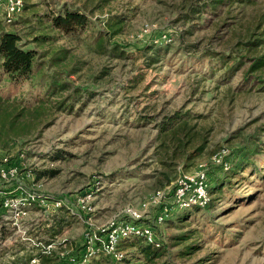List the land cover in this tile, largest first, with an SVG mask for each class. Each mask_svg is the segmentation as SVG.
I'll return each mask as SVG.
<instances>
[{
  "label": "rangeland",
  "instance_id": "1",
  "mask_svg": "<svg viewBox=\"0 0 264 264\" xmlns=\"http://www.w3.org/2000/svg\"><path fill=\"white\" fill-rule=\"evenodd\" d=\"M26 1L30 6L22 14L28 18L33 12L51 11L64 0ZM66 1L79 5L83 0ZM188 1L86 0L96 8L89 14L90 23L77 36L58 32L52 44L37 43L32 34L25 37L30 41L28 46L46 51L42 58L45 61L54 50L70 48L66 71L73 67L77 70L66 79L73 86L87 87L93 94L89 98L85 93L81 95L82 106L74 101L71 108L43 113L41 119H50L48 123L30 137L11 142L7 151H0V159L15 158L25 151L20 166L31 168L34 177L26 179V185L63 199L62 207L74 214L70 224L53 235L52 223L58 217V208L45 211L33 207L16 226L8 213L0 212V264H28L31 256L40 251L37 242H52L56 252L44 264H66L71 257L79 258L84 253L85 233H96L111 218L123 215L127 207L142 210L144 217L152 219L162 206H171L172 184L165 186V195L155 194L164 188H159V181L166 173L160 171L168 168H161L154 153L155 120L139 118L147 102L138 95L145 86L146 91L156 90V108L164 106V114L176 109L189 111L199 131L198 139L206 140L203 151L193 159L180 160L172 174L175 179L183 173L205 169L209 203L167 212L155 226L157 238L168 251L160 258L167 257L172 264H264V179H258L252 170L243 173L245 178L240 182L233 177L232 184L222 188L221 194L214 190L229 171L227 165L248 150L253 140L260 151L253 161L263 169L264 89L238 87V78L226 81L211 79L209 74L203 76L208 73L209 60L201 58L200 53L193 58L184 51V27L177 20L182 5ZM255 7L244 11L237 8L230 13L224 10L220 17H211L185 39L198 41L205 51H226L253 24ZM116 13L125 14L126 19L123 30L111 35L107 26ZM43 21L47 25L46 18ZM30 22L13 25L0 18V29L25 32L37 23L33 19ZM45 31L57 32L50 28ZM105 31L104 45L124 49L132 53L130 57L99 51V32ZM150 43L160 45V49L167 45V49L160 52L157 61L143 68L146 56L141 55V48ZM139 72H144L142 82L126 91L128 78ZM27 86L19 85V91H26ZM215 154L221 162L213 160ZM148 220L146 216L144 221ZM186 235L189 236L183 239ZM133 240L121 242L123 259L134 258ZM103 254L98 253L86 264H96L101 258L102 264L110 263L109 256ZM123 259L117 261L121 263Z\"/></svg>",
  "mask_w": 264,
  "mask_h": 264
},
{
  "label": "trees",
  "instance_id": "2",
  "mask_svg": "<svg viewBox=\"0 0 264 264\" xmlns=\"http://www.w3.org/2000/svg\"><path fill=\"white\" fill-rule=\"evenodd\" d=\"M24 1L22 12L9 24L28 23L32 19L37 23L32 27L28 26L29 29H26L25 32L13 28L0 29V151L3 152L7 151L11 142L30 137L35 134L38 128L48 123L50 119H41L43 113H47L48 110L61 111L71 108L74 101L77 104L79 102L82 106L81 95L85 93L89 98L93 94L87 87L73 86L66 79V75L75 73L77 70V67H73L66 71L70 48L54 50L50 58L45 61L42 58L46 55V51L39 52L36 48L28 46L30 41H27L25 37L32 34L35 42L52 44L57 40L58 32L69 37L77 36L90 23L89 14L96 7L89 6L86 0H83L79 5L64 0L58 4L57 8H51V11L41 14L33 12L30 13L31 17L27 18L22 13L30 5L28 6L26 0ZM252 5H256L252 14L253 24L248 26L226 51L215 52L209 49L205 51L201 49L198 41L185 39V36L191 35L197 29L205 26V21L210 20L211 17H220L224 10L228 13L237 8L244 11ZM204 13L209 15H203ZM124 15L116 13L110 17L107 26L108 33L115 35L123 30L126 19ZM44 18L47 20V25H45L46 21H43ZM177 20L184 27L181 32L184 51L193 55V58H196V54L200 53L201 58L209 60L208 73L204 74V77L209 74L211 79L218 77L226 81L238 78V87L264 89V0H190L182 5ZM47 28L53 31L57 30L54 33L56 35L45 31ZM106 34V31L99 32L101 41L98 43V48L100 52L111 56L130 57L132 53L124 49L105 46ZM159 46L150 43L141 48V55L146 56L143 68H148L157 61L160 52L167 49V45H163V49H160ZM143 79L144 72L131 75L124 89L129 91L135 88ZM24 83L28 84L27 90L19 91V85ZM147 88L145 86L139 91L138 96H143V100H138L147 102L141 107L139 118L155 120L157 143L154 153L161 168H168L166 172L160 171V173H166V176L159 181V188H165L166 185L172 184L173 186L170 188L172 193L175 180L179 176L174 179L175 175L172 174V170H175V166L180 160H189L198 156L203 151L206 140L204 137L202 140L198 139L199 131L195 129L196 123L191 121L192 114L189 111L176 109L171 113L164 114V106L156 108L157 104L154 101L156 90L146 91ZM35 92H39V94L35 95ZM257 143L253 140L248 150L239 153L236 159L227 165L229 171L220 178V182L216 183L217 187L214 189L218 190V194H221L222 188L232 184L233 177L237 176L238 182H240L245 178L243 173L248 171L253 170V174L258 179H264V159L260 158L263 161V169H259V166L253 161L256 153L260 152ZM247 161H249V165L246 166ZM217 166L222 170L226 169L223 164ZM245 166L247 170H245ZM238 168L242 169L238 171ZM208 191H210L209 188ZM62 208H58V217L52 223L53 235L61 233L70 224L74 215ZM68 212L71 215H68ZM187 236L189 235L182 238L186 239ZM157 239L160 243L158 246L147 243L142 238L133 240L131 244L136 248L133 260L123 259V257V261L119 263L109 256L110 263L108 264H124L123 262L126 264H172L166 259L167 257L160 258L168 251L164 245L162 246L160 239ZM54 253H56L54 249H51L48 253L38 251L33 255L39 258L38 264H44L51 261ZM102 260V258L99 259L96 264H102Z\"/></svg>",
  "mask_w": 264,
  "mask_h": 264
},
{
  "label": "built area",
  "instance_id": "3",
  "mask_svg": "<svg viewBox=\"0 0 264 264\" xmlns=\"http://www.w3.org/2000/svg\"><path fill=\"white\" fill-rule=\"evenodd\" d=\"M24 4V0H0L2 21L6 24L11 23L22 12ZM24 154L25 151H20L15 158L4 156L0 160V212L8 213L15 226L33 207L37 206L48 211L64 205L63 199L46 195L26 185L24 181L26 179L31 181L34 177L31 168L20 166V160L24 158ZM216 155H213V160L221 162L219 158L216 159ZM166 191L165 187L157 190L155 194L161 197ZM171 198V206H162L159 213L152 219L151 216L146 215L152 223L149 220L144 221L145 212L129 206L123 215L111 218L96 233L91 231L85 233L87 242L84 245V253L79 258L71 257L66 264H86L98 253L120 260L123 257V251L120 249L121 242L132 238H142L145 242L158 246L160 243L156 237L155 226L166 218L168 211L173 208L180 210L193 206H205L209 203L207 171L199 169L192 174L179 175L175 180ZM80 200L83 201V199ZM36 245H41L40 251L45 253L54 248L52 242L47 244L37 242ZM38 262L39 258L33 255L28 264H38Z\"/></svg>",
  "mask_w": 264,
  "mask_h": 264
}]
</instances>
